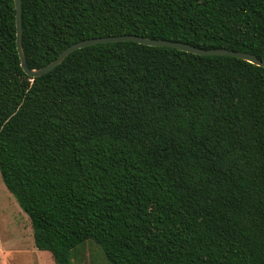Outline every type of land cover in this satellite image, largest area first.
I'll return each mask as SVG.
<instances>
[{
    "label": "trees",
    "instance_id": "trees-1",
    "mask_svg": "<svg viewBox=\"0 0 264 264\" xmlns=\"http://www.w3.org/2000/svg\"><path fill=\"white\" fill-rule=\"evenodd\" d=\"M22 28L30 68L118 34L264 60V0H22ZM0 173L56 264H264V67L117 41L32 77L0 0Z\"/></svg>",
    "mask_w": 264,
    "mask_h": 264
},
{
    "label": "rangeland",
    "instance_id": "rangeland-1",
    "mask_svg": "<svg viewBox=\"0 0 264 264\" xmlns=\"http://www.w3.org/2000/svg\"><path fill=\"white\" fill-rule=\"evenodd\" d=\"M74 264H109L102 249L86 243ZM0 264H56L53 255L37 248L31 220L8 190L0 173Z\"/></svg>",
    "mask_w": 264,
    "mask_h": 264
},
{
    "label": "water",
    "instance_id": "water-1",
    "mask_svg": "<svg viewBox=\"0 0 264 264\" xmlns=\"http://www.w3.org/2000/svg\"><path fill=\"white\" fill-rule=\"evenodd\" d=\"M15 7H16V22H17V47H18V52H19V56L21 59V65L23 69L27 72V74L32 77H37L44 73L49 72L50 70L58 66L68 54H70L76 49L89 46V45L98 44V43L117 42V41H134V42L152 45V46H169V47H174V48H178L184 51L193 52L195 54H201V55L236 56V57L243 58L245 60H248L252 63H255L259 66L264 67V60L258 58L254 54L240 51V50H233L230 48L206 49V48H200V47L192 46L184 42L174 41L170 39H161V38L155 39V38H149L147 36H141L137 34H118V35L98 36V37L79 40L67 46L64 50L61 51V53L55 59H53L48 64L42 67H39V68H30L28 66L25 51L23 48L22 0H15Z\"/></svg>",
    "mask_w": 264,
    "mask_h": 264
}]
</instances>
